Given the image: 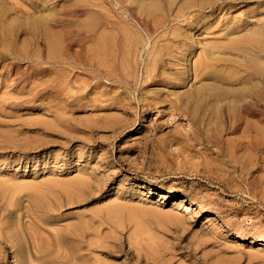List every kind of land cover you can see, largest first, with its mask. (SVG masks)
<instances>
[{
  "label": "rangeland",
  "instance_id": "rangeland-1",
  "mask_svg": "<svg viewBox=\"0 0 264 264\" xmlns=\"http://www.w3.org/2000/svg\"><path fill=\"white\" fill-rule=\"evenodd\" d=\"M0 264H264V0H0Z\"/></svg>",
  "mask_w": 264,
  "mask_h": 264
},
{
  "label": "bare ground",
  "instance_id": "bare-ground-1",
  "mask_svg": "<svg viewBox=\"0 0 264 264\" xmlns=\"http://www.w3.org/2000/svg\"><path fill=\"white\" fill-rule=\"evenodd\" d=\"M15 73V72H14ZM14 86V85H13ZM136 121V120H135ZM118 135V134H117ZM116 136V135H115ZM244 155H245V153H244ZM183 203V202H182Z\"/></svg>",
  "mask_w": 264,
  "mask_h": 264
}]
</instances>
